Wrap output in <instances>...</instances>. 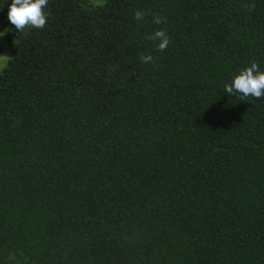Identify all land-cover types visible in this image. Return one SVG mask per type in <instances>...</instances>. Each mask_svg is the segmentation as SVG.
Returning <instances> with one entry per match:
<instances>
[{"label": "trees", "instance_id": "trees-1", "mask_svg": "<svg viewBox=\"0 0 264 264\" xmlns=\"http://www.w3.org/2000/svg\"><path fill=\"white\" fill-rule=\"evenodd\" d=\"M7 10L0 264H264V97L224 91L264 68V0Z\"/></svg>", "mask_w": 264, "mask_h": 264}, {"label": "clouds", "instance_id": "clouds-1", "mask_svg": "<svg viewBox=\"0 0 264 264\" xmlns=\"http://www.w3.org/2000/svg\"><path fill=\"white\" fill-rule=\"evenodd\" d=\"M48 0H0V10L7 6V17L12 25L19 31L26 25L36 28H43L47 22V15L44 8ZM145 13L137 10L135 18L142 20ZM156 23H161V17H155ZM156 40V47L164 50L170 43V37L163 29L156 30L150 37ZM141 59L145 62H154L152 55H143ZM225 93L240 94L242 97L253 96L256 98L264 97V68L253 60L249 66L234 73L230 83L224 86Z\"/></svg>", "mask_w": 264, "mask_h": 264}, {"label": "rangeland", "instance_id": "rangeland-1", "mask_svg": "<svg viewBox=\"0 0 264 264\" xmlns=\"http://www.w3.org/2000/svg\"><path fill=\"white\" fill-rule=\"evenodd\" d=\"M0 34H2V32L0 33ZM3 38H2V36L0 35V40H2ZM2 42V41H1ZM3 57H6V55H2V56H0V63L2 62V60H3ZM5 60V59H4ZM1 66V65H0ZM2 67V66H1Z\"/></svg>", "mask_w": 264, "mask_h": 264}]
</instances>
